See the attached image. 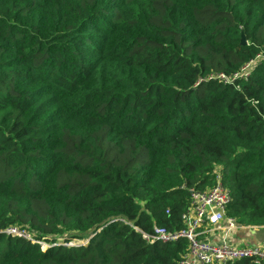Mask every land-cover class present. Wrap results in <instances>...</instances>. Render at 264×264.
<instances>
[{
  "label": "trees",
  "instance_id": "16d2710c",
  "mask_svg": "<svg viewBox=\"0 0 264 264\" xmlns=\"http://www.w3.org/2000/svg\"><path fill=\"white\" fill-rule=\"evenodd\" d=\"M217 173L264 227V0H0V264H180Z\"/></svg>",
  "mask_w": 264,
  "mask_h": 264
},
{
  "label": "built area",
  "instance_id": "2783aa9c",
  "mask_svg": "<svg viewBox=\"0 0 264 264\" xmlns=\"http://www.w3.org/2000/svg\"><path fill=\"white\" fill-rule=\"evenodd\" d=\"M249 67L247 65L240 74L220 77L224 81L235 82L248 75ZM216 179L215 185L207 190H191V202L183 214L182 229L170 232L155 226L152 233L142 231L143 237L151 244L186 239L189 247L180 264H228L248 257L253 258L256 264H264V245H235L226 240L239 225L237 219L227 213L230 192L223 185L219 173ZM5 232L38 243L43 250L51 246L18 227H9ZM215 235H220L221 239H215Z\"/></svg>",
  "mask_w": 264,
  "mask_h": 264
},
{
  "label": "crops",
  "instance_id": "0c3cea01",
  "mask_svg": "<svg viewBox=\"0 0 264 264\" xmlns=\"http://www.w3.org/2000/svg\"><path fill=\"white\" fill-rule=\"evenodd\" d=\"M238 225V228L226 238L228 242L235 245H264V227L243 226L239 223ZM215 239H221L220 235H215Z\"/></svg>",
  "mask_w": 264,
  "mask_h": 264
},
{
  "label": "rangeland",
  "instance_id": "374dc122",
  "mask_svg": "<svg viewBox=\"0 0 264 264\" xmlns=\"http://www.w3.org/2000/svg\"><path fill=\"white\" fill-rule=\"evenodd\" d=\"M64 239L63 238H61V241H63ZM40 241H44V242H47V241H45V240H40ZM86 239H83V238H79V239H77V240H74V241H72V242H70V243H75V244H84V243H86Z\"/></svg>",
  "mask_w": 264,
  "mask_h": 264
},
{
  "label": "water",
  "instance_id": "95a60500",
  "mask_svg": "<svg viewBox=\"0 0 264 264\" xmlns=\"http://www.w3.org/2000/svg\"><path fill=\"white\" fill-rule=\"evenodd\" d=\"M242 43H246V39H245L244 36H243V38H242ZM68 245H73V243H68Z\"/></svg>",
  "mask_w": 264,
  "mask_h": 264
}]
</instances>
